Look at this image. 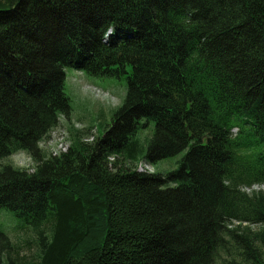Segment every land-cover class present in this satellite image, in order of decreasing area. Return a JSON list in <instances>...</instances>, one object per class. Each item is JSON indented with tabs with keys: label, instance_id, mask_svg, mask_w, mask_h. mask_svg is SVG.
Segmentation results:
<instances>
[{
	"label": "trees",
	"instance_id": "trees-1",
	"mask_svg": "<svg viewBox=\"0 0 264 264\" xmlns=\"http://www.w3.org/2000/svg\"><path fill=\"white\" fill-rule=\"evenodd\" d=\"M67 67L125 96L47 155ZM263 186L264 0H0V210L35 245L0 229V264H264Z\"/></svg>",
	"mask_w": 264,
	"mask_h": 264
},
{
	"label": "rangeland",
	"instance_id": "rangeland-1",
	"mask_svg": "<svg viewBox=\"0 0 264 264\" xmlns=\"http://www.w3.org/2000/svg\"><path fill=\"white\" fill-rule=\"evenodd\" d=\"M64 91L69 100L68 114L59 117L58 125L52 128L46 136L48 138L45 137L46 139L44 138L39 144V147L47 155L65 150L66 145L69 146L74 141L81 140L90 143L95 139V135L100 136L103 133V128L110 124L113 112L122 104L126 88L124 81L116 77L93 76L84 71L67 67ZM177 158L178 156L159 161L154 165L155 170L174 168ZM8 161L16 167L30 169L29 171L34 167L33 160L23 152L12 155ZM143 168L149 171L153 169L150 166L138 165V169ZM262 188L264 189V186ZM0 229L11 241L27 239L30 241L29 247H35L30 229L6 209L0 210ZM229 248L230 251L226 256L228 259L237 260L238 252H235V247L229 245ZM30 253V249L24 248L22 254L27 258L17 260L15 264H29L33 257ZM222 255L223 252L221 258Z\"/></svg>",
	"mask_w": 264,
	"mask_h": 264
},
{
	"label": "bare ground",
	"instance_id": "bare-ground-1",
	"mask_svg": "<svg viewBox=\"0 0 264 264\" xmlns=\"http://www.w3.org/2000/svg\"><path fill=\"white\" fill-rule=\"evenodd\" d=\"M76 70V69H75ZM79 71H81V70H79ZM42 142V141H41ZM40 142V143H41ZM66 148H67V145H66ZM64 151V150H63ZM18 153V152H17ZM16 154V153H15ZM14 155V154H13ZM12 156V155H11ZM146 166H149V165H147V164H145ZM142 166V165H141ZM144 169V168H143ZM138 170H142V169H138Z\"/></svg>",
	"mask_w": 264,
	"mask_h": 264
}]
</instances>
